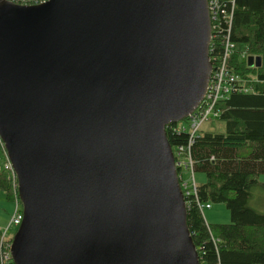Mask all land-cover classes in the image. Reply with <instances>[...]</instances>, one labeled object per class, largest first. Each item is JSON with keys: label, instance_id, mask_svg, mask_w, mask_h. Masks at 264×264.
I'll use <instances>...</instances> for the list:
<instances>
[{"label": "water", "instance_id": "water-1", "mask_svg": "<svg viewBox=\"0 0 264 264\" xmlns=\"http://www.w3.org/2000/svg\"><path fill=\"white\" fill-rule=\"evenodd\" d=\"M210 36L207 0H0L12 264H200L165 128L204 97Z\"/></svg>", "mask_w": 264, "mask_h": 264}, {"label": "trees", "instance_id": "trees-1", "mask_svg": "<svg viewBox=\"0 0 264 264\" xmlns=\"http://www.w3.org/2000/svg\"><path fill=\"white\" fill-rule=\"evenodd\" d=\"M220 1L228 11L233 4L230 40L236 50L230 64L252 92L231 93L220 102L218 120L224 124V133L200 132L190 140L187 132L177 130V124L167 125L165 133L176 163L189 154L190 171L205 178L196 184L194 194L183 195L187 227L200 264H264V214L249 206L251 190L259 187L264 191V183L258 181L264 175V0ZM221 29H225L224 24L219 32L225 33ZM220 38L219 34L217 40ZM250 56L261 59L260 67L248 66ZM179 147L184 152L178 157ZM5 164L0 146V192L6 201L20 205L13 173ZM185 168L187 163L176 167L177 174L182 175ZM183 183L180 180L184 194ZM198 204L224 205L230 222L206 224ZM4 250L0 233V264Z\"/></svg>", "mask_w": 264, "mask_h": 264}, {"label": "built area", "instance_id": "built-area-1", "mask_svg": "<svg viewBox=\"0 0 264 264\" xmlns=\"http://www.w3.org/2000/svg\"><path fill=\"white\" fill-rule=\"evenodd\" d=\"M9 1V0H8ZM209 13L211 16V20L213 24L211 25V36H210V44H209V61L212 65V70L210 73V77L206 86L205 94L202 99V102L199 104L197 109L185 120V123L188 122L190 125V129L187 130L185 127L180 125L179 122L177 123V130L179 132H187L189 134L190 140H192L199 132L202 124L208 121L209 118H213L218 120L219 117V109L218 105L220 102L226 100L231 93H249L252 92L251 87L245 86V81L234 72L230 61L235 54L236 44L230 40V28L232 24V15L231 11L233 10V4L231 5L230 10L228 11L225 8V5L220 0H207ZM225 25V29H221V32H225L221 34L219 29L221 25ZM221 36L220 40H217L218 36ZM218 41L219 50L216 51V42ZM212 42V47L211 46ZM254 67V66H252ZM183 148L179 147L176 149V155L179 157L183 153ZM8 162V160H7ZM187 163L186 172L191 173L192 183L184 182L182 184L184 194L183 195H190L191 193H195L194 184L195 181L193 179V174L191 170V163L189 154L184 158L183 161L176 163V167L180 166L183 167L184 164ZM5 168L9 169L11 172V165L8 162L5 165ZM13 173V172H12ZM14 176V174H13ZM179 182L183 179V174L178 175ZM14 187L17 190L16 180L14 176ZM181 185V184H180ZM190 186V187H189ZM199 210L202 212L203 210H208L211 208L209 204L199 205ZM23 218L21 206L16 203L14 205V211L11 216L10 220V227H19ZM7 233V231L1 230L0 232ZM3 242V241H2ZM10 243L4 244L5 250L2 254V264H9L12 262V258L10 255Z\"/></svg>", "mask_w": 264, "mask_h": 264}, {"label": "rangeland", "instance_id": "rangeland-1", "mask_svg": "<svg viewBox=\"0 0 264 264\" xmlns=\"http://www.w3.org/2000/svg\"><path fill=\"white\" fill-rule=\"evenodd\" d=\"M46 0H21V5H37ZM14 3V2H13ZM17 4V3H16ZM19 4V3H18ZM248 64V61H247ZM253 64V63H252ZM183 127H185L187 130L190 129V125L188 122L185 123V121H182L180 123ZM225 127L224 124L220 120H216L213 118H209L208 121L204 122L200 128V132H211V133H224ZM199 132V133H200ZM0 146L3 150L4 157L7 162V156L4 149V145L2 144L0 140ZM193 179L196 184H202L205 181L204 176L200 174L193 175ZM183 180L187 183H192L191 179V173L188 171L186 172L183 170ZM259 182L264 183V175L259 177ZM14 205H16V202H8L5 199L4 193L0 192V226L1 230L7 231L6 234L4 232L1 233V240L4 244L10 243L12 240L13 235L17 231V227H10V220L12 213L14 211ZM249 206L254 209L257 213L264 214V191L259 187H254L251 190V198L249 200ZM202 215L204 218V221L208 225L212 224H228L230 222V215L229 212L226 210L224 205H212L210 209H206L202 211Z\"/></svg>", "mask_w": 264, "mask_h": 264}, {"label": "bare ground", "instance_id": "bare-ground-1", "mask_svg": "<svg viewBox=\"0 0 264 264\" xmlns=\"http://www.w3.org/2000/svg\"><path fill=\"white\" fill-rule=\"evenodd\" d=\"M207 8H208V2H207ZM208 14H209V19H210V23H211V25H212V20H211V16H210V13H209V8H208ZM202 102V101H201Z\"/></svg>", "mask_w": 264, "mask_h": 264}, {"label": "crops", "instance_id": "crops-1", "mask_svg": "<svg viewBox=\"0 0 264 264\" xmlns=\"http://www.w3.org/2000/svg\"><path fill=\"white\" fill-rule=\"evenodd\" d=\"M0 229H2L1 226H0Z\"/></svg>", "mask_w": 264, "mask_h": 264}]
</instances>
